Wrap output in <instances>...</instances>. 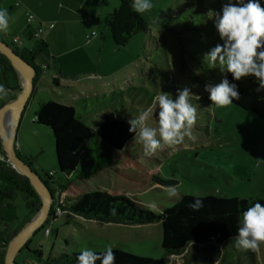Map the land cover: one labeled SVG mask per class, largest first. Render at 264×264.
I'll use <instances>...</instances> for the list:
<instances>
[{
  "label": "rangeland",
  "instance_id": "1",
  "mask_svg": "<svg viewBox=\"0 0 264 264\" xmlns=\"http://www.w3.org/2000/svg\"><path fill=\"white\" fill-rule=\"evenodd\" d=\"M4 1L0 0V9H4ZM8 2L19 3L18 6L14 4L12 12L22 15L24 7L35 17L32 22L27 20L26 14L19 19L15 12V18L11 17V21L16 20V27H8L6 33L20 36L19 48L36 46L37 37H28L26 26L34 27L37 18L43 20L38 14L57 16L61 21L59 25L62 28L52 43L59 52L57 54L62 55L57 62L64 73H59L51 63L46 66L44 63L48 61L44 53L39 52L35 56L38 79L15 133L18 155L41 178H45L53 194L55 185L65 182V175L56 166L50 129L34 121V112L39 104L54 101L70 105L93 129L106 112L129 120L151 107L154 97L161 91L175 98L177 88L188 86L193 93L191 103L198 113L196 142L186 138L185 143L165 146L152 157H144L143 150L140 154L153 171L164 179L167 177L171 185H179L178 195L169 197L167 186L153 184L133 197L155 214L162 206H172L182 194L264 197V121L234 104L223 108L211 106L208 94L203 90L205 83H219L224 75L218 65L210 67L204 61V55L215 45L223 43L209 17V10L221 12L222 3L226 0H150L153 7L142 14L148 22V29L133 34L123 46L114 44L104 25L105 15L118 6L119 0ZM260 3L264 7V0ZM95 6L97 9L89 20L90 24L84 23L81 15ZM0 36L11 44V36L4 35L3 31H0ZM78 70L81 73L76 75ZM71 72L72 75L68 76L73 78L66 79L65 74ZM0 84L9 90L7 96L0 94L1 107L12 100L17 91L14 89L16 80L10 73L5 79L0 78ZM155 111L146 122L149 127L156 126ZM51 172L54 174L49 177ZM96 182L97 187H106L104 189L113 193L104 174ZM13 206L17 216L14 225L19 226L27 216L21 194L17 195ZM46 221L44 227L35 231L15 255L13 264H44L49 257L62 253L80 252L82 249L98 252L108 246L142 257L163 259L170 264L250 262L248 253L241 249L236 255L235 251L226 252L223 261L201 249L195 260L189 257L190 248L179 255H169L161 248L162 229L157 221L124 223L80 216L67 218L64 214L49 216ZM45 228L49 229L47 233ZM252 260L254 264H264V243L258 251H253Z\"/></svg>",
  "mask_w": 264,
  "mask_h": 264
},
{
  "label": "trees",
  "instance_id": "2",
  "mask_svg": "<svg viewBox=\"0 0 264 264\" xmlns=\"http://www.w3.org/2000/svg\"><path fill=\"white\" fill-rule=\"evenodd\" d=\"M130 4L131 0H119L118 6L104 17V25L116 46L125 45L133 34L148 29L146 18L132 11ZM14 36L11 37L10 45L35 67V84L39 69L34 59L39 52L48 57L46 44L42 38H36L32 33L37 41L36 46L32 49L19 48L17 44L21 43L20 36L18 35L19 42L13 41ZM0 39L3 40L1 36ZM9 73L16 80L14 89L18 90L20 85L17 74L8 59L0 53V78L5 79ZM224 75L232 81L230 74ZM235 83H238L240 98L232 104L254 113L264 121V92L255 91V78H242ZM34 121L50 129L56 166L65 175L64 183L55 185L51 180L56 187L55 203L61 209L60 215L124 223L157 221L162 229L161 248L169 255H179L187 248H190L189 257L193 260L200 255L201 250L213 253L219 261H223L227 253L235 251L236 255L238 249L233 237L237 235L242 212L257 202L264 204V197L260 196L231 198L182 194L172 206H162L160 212L155 214L133 195L153 184L168 186L172 182L162 178L140 158L143 147L134 140L135 134L129 132L128 120L106 112L101 115L94 128L90 129L72 106L50 101L39 104L34 112ZM53 174L51 172L49 177ZM102 174L107 177V184L113 193L104 189L106 187H97L96 181ZM42 179L49 186L45 178ZM18 194L22 195L27 216L19 226H15L14 219L17 216L13 201ZM194 198L203 201V207L199 211L188 207ZM39 208L37 193L28 178L19 174L7 162L0 139V264H4L9 240ZM52 212L53 208L49 216H52ZM113 251L115 264H170L163 259L142 257L119 249ZM101 252L103 251L96 253ZM246 252L249 264H254L253 251L245 250ZM79 254L80 252L62 253L57 257H49L44 264H76ZM96 264L100 262L97 261Z\"/></svg>",
  "mask_w": 264,
  "mask_h": 264
},
{
  "label": "clouds",
  "instance_id": "3",
  "mask_svg": "<svg viewBox=\"0 0 264 264\" xmlns=\"http://www.w3.org/2000/svg\"><path fill=\"white\" fill-rule=\"evenodd\" d=\"M130 7L137 14L149 11L153 5L150 0H131ZM209 17L222 44H217L204 55V61L221 74H230L232 81L254 77L255 91L264 92V7L260 0H226L221 12L209 10ZM11 17L7 9H0V31H6ZM33 17L29 15V22ZM227 75L219 83L207 82L204 92L208 94L211 106L223 108L240 98L238 83L232 82ZM8 89L0 84V94L8 95ZM192 91L188 86L177 88L175 98L161 91L153 99L152 106L137 117L127 121L129 132L134 140L143 147V156L152 157L165 146L174 147L185 143L186 138L196 142L195 126L197 108L191 103ZM155 111L156 126L149 127L147 121ZM158 110V112H157ZM167 179V177H165ZM179 185H168L169 197L178 195ZM153 208L155 204L151 205ZM193 211L203 207V201L194 198L188 205ZM115 213V209H113ZM235 247L241 250L258 251L264 243V204L259 202L248 207L241 214L240 226L235 237ZM115 264V252L108 246L103 252L82 249L76 257V264Z\"/></svg>",
  "mask_w": 264,
  "mask_h": 264
},
{
  "label": "water",
  "instance_id": "4",
  "mask_svg": "<svg viewBox=\"0 0 264 264\" xmlns=\"http://www.w3.org/2000/svg\"><path fill=\"white\" fill-rule=\"evenodd\" d=\"M0 53L15 70L20 88L16 96L0 107V139L7 162L19 173L26 176L40 199V208L27 220L9 240L4 264H13L15 255L24 247L27 240L49 217L53 201L52 192L46 182L23 160L15 147V133L28 98L34 90L35 67L17 54L11 45L0 39Z\"/></svg>",
  "mask_w": 264,
  "mask_h": 264
},
{
  "label": "crops",
  "instance_id": "5",
  "mask_svg": "<svg viewBox=\"0 0 264 264\" xmlns=\"http://www.w3.org/2000/svg\"><path fill=\"white\" fill-rule=\"evenodd\" d=\"M6 3H7V0L4 1L3 4H5V5H2V6L4 7V9H7L8 14H9L10 17H14L15 18V12L16 11L15 12H12V11H13V8H14V4L17 3L16 5L18 6L19 3L18 2L13 3V4L10 3V2H8L7 4ZM22 8L24 9V13L22 15L19 12H16V14L18 15L16 17H19V19L22 18L27 12H30V11H28V9H26L24 7H22ZM34 9L37 12V10H36L37 8L35 7V5H34ZM96 9H97V6H95L91 11H89L87 13H83L81 15V19L83 20L84 23L85 22L86 23H89V20L91 19V17H93L95 15ZM38 15L40 17H42L43 20L37 18L38 21H37V23H36V25L34 27H31L30 25L26 26V28H28V31L26 32V34L28 35V37H33L32 36V33H34V31L37 28V25L39 23H42V24L47 25L48 29L44 32L43 36L41 37L43 39V41L45 42V44H46V47H47L46 49H47V52H48V57H46V59H47L48 62L47 63H44V64L46 66H49V63H51L52 66H54L55 68L58 69V72L59 73H64V72H61L60 71V66L58 67V62H57L58 61V58L59 57H62V55L57 54L59 52H57L56 48H54V46H53L54 44L52 43V39H54L58 35L59 30L62 28L59 25V22H61V21H59V18L57 16H50V15L47 16V15H44V13H40ZM15 24H16V20L14 19L13 21H11V19H10V21H9V27H11V26H13ZM14 27H16V25ZM14 27H12V28H14ZM7 31H8V29H7ZM3 33L6 36H8V35L11 36V37L13 36V35H10V34L6 33V31H3ZM72 73L73 72L68 73V74H65V75H67V76H65L66 79H69V78L72 79L73 76L72 77H69L68 76V75H72ZM75 73L77 75V73H81V70H78Z\"/></svg>",
  "mask_w": 264,
  "mask_h": 264
},
{
  "label": "built area",
  "instance_id": "6",
  "mask_svg": "<svg viewBox=\"0 0 264 264\" xmlns=\"http://www.w3.org/2000/svg\"><path fill=\"white\" fill-rule=\"evenodd\" d=\"M16 4H17V3H16ZM29 15H31V16L34 18L33 13H31V12H27V20H28V21H29ZM47 29H48L47 25L40 23L39 26H37V28L35 29L33 35H34L35 37H40V38H41V37L43 36L44 32H45ZM13 41L19 42V37H18V35H15V36L13 37ZM49 175H50V173L48 174V176H49ZM55 189H56V187H55ZM56 195H57V191H55L54 194L52 193V196H53V201H52V205H51V209L53 208L52 217H56V216H58V215L61 214V209H60V207L55 203V201H56ZM48 231H49L48 228H45V229H44V232L47 233Z\"/></svg>",
  "mask_w": 264,
  "mask_h": 264
}]
</instances>
